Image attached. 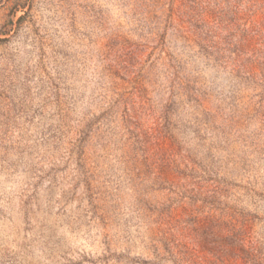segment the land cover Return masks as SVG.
Listing matches in <instances>:
<instances>
[{
	"label": "rangeland",
	"instance_id": "rangeland-1",
	"mask_svg": "<svg viewBox=\"0 0 264 264\" xmlns=\"http://www.w3.org/2000/svg\"><path fill=\"white\" fill-rule=\"evenodd\" d=\"M263 40L264 0H0V264H264Z\"/></svg>",
	"mask_w": 264,
	"mask_h": 264
},
{
	"label": "trees",
	"instance_id": "trees-1",
	"mask_svg": "<svg viewBox=\"0 0 264 264\" xmlns=\"http://www.w3.org/2000/svg\"><path fill=\"white\" fill-rule=\"evenodd\" d=\"M262 44L263 46L261 47V49H258L256 50L255 52L252 53V55L250 56V59L249 60H252L253 62H256V59L258 57V55L262 56L263 57V60H264V40L262 41ZM263 74H262V77L264 78V61H263ZM262 94V93H261Z\"/></svg>",
	"mask_w": 264,
	"mask_h": 264
}]
</instances>
